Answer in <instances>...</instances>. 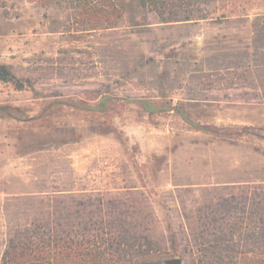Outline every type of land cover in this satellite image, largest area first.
I'll return each instance as SVG.
<instances>
[{
	"label": "rangeland",
	"instance_id": "obj_1",
	"mask_svg": "<svg viewBox=\"0 0 264 264\" xmlns=\"http://www.w3.org/2000/svg\"><path fill=\"white\" fill-rule=\"evenodd\" d=\"M96 1L0 0L26 84L0 80V264L16 225L90 198L148 216L154 264H191L198 209L264 183V0Z\"/></svg>",
	"mask_w": 264,
	"mask_h": 264
},
{
	"label": "trees",
	"instance_id": "obj_2",
	"mask_svg": "<svg viewBox=\"0 0 264 264\" xmlns=\"http://www.w3.org/2000/svg\"><path fill=\"white\" fill-rule=\"evenodd\" d=\"M99 3L86 9L102 13L106 20L121 16L112 1ZM0 80L17 89L26 86L3 63ZM153 231L148 216L133 205L97 203L91 198L48 205L38 217L16 225L1 264H154L166 248ZM178 243L173 234L171 248ZM182 245L191 264H264V183L247 184L208 200L198 209L196 224L189 227Z\"/></svg>",
	"mask_w": 264,
	"mask_h": 264
},
{
	"label": "water",
	"instance_id": "obj_3",
	"mask_svg": "<svg viewBox=\"0 0 264 264\" xmlns=\"http://www.w3.org/2000/svg\"><path fill=\"white\" fill-rule=\"evenodd\" d=\"M164 264H183V259L181 257L170 258Z\"/></svg>",
	"mask_w": 264,
	"mask_h": 264
}]
</instances>
